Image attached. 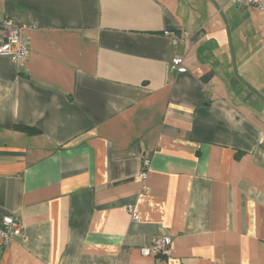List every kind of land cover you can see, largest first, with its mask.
Returning <instances> with one entry per match:
<instances>
[{"label":"crops","instance_id":"1","mask_svg":"<svg viewBox=\"0 0 264 264\" xmlns=\"http://www.w3.org/2000/svg\"><path fill=\"white\" fill-rule=\"evenodd\" d=\"M5 18L30 54L0 55V222L22 227L0 239V264H264L255 7L0 0ZM164 31L185 40L173 47ZM177 55L184 69L166 77ZM158 235L170 255L143 256Z\"/></svg>","mask_w":264,"mask_h":264},{"label":"built area","instance_id":"2","mask_svg":"<svg viewBox=\"0 0 264 264\" xmlns=\"http://www.w3.org/2000/svg\"><path fill=\"white\" fill-rule=\"evenodd\" d=\"M237 6H253L263 16L264 20V0H231ZM23 25H20L10 18L0 20V55L7 56L14 63L25 61L30 54L28 39L22 33ZM168 36L170 44L176 47L183 42L184 36L174 32L164 31ZM184 69L183 57L180 55L170 59L166 66V77L171 72H179ZM141 168L137 173L138 179L142 182V190L148 191L146 178L150 166V160L146 156L140 157ZM133 221L139 220V214L131 208L128 209ZM22 236V227L18 221L11 215L2 218L0 222V239L3 244H7L14 237ZM140 253L143 256H163L167 257L171 252V238L165 235L155 236L151 243L140 247Z\"/></svg>","mask_w":264,"mask_h":264}]
</instances>
